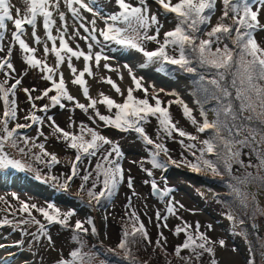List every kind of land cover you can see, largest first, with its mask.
Segmentation results:
<instances>
[{
  "label": "snow or ice",
  "instance_id": "obj_1",
  "mask_svg": "<svg viewBox=\"0 0 264 264\" xmlns=\"http://www.w3.org/2000/svg\"><path fill=\"white\" fill-rule=\"evenodd\" d=\"M163 14H174L177 21L174 30L163 33V39H160L163 25L158 14H153L149 0H137L133 4L131 0H115L118 11L110 13L107 17L101 15L96 9L98 0H23L28 6V11L24 15H20V9H17V17L12 14V5L10 0H0V72H3L5 79L0 81V102L3 104V117L0 118V174L8 171H32V168L23 159H16L5 151L7 142H11V146L18 148L21 157L32 155L37 161L51 167L58 163L55 154H50L45 150V143L35 144L36 138L27 135L23 136L25 145L31 144L42 150L41 155L30 153L26 148L19 147L17 140L20 139L18 130L31 128L33 125L42 126L47 120L50 126L54 127V131L62 136L67 147L76 151L75 162L71 165V173L64 182L59 183L56 176L50 179L63 190L67 191L69 182L72 178L79 176V163L85 158L91 160L95 158L97 163L94 169H90L84 174L82 179L81 190L86 192L89 197L88 207H92V201L97 205L103 201L111 202L117 195L119 187L125 182V171L122 166V158L124 153L118 143L114 142L98 130V127H90L83 122L79 124V133L70 132L59 128L55 125L54 118L47 115L50 107L59 106L66 107L65 102L74 104L75 109H80L88 114L89 120L94 125L102 122L106 128H114L121 132H134L137 137L145 144L153 146L150 158L145 162L150 163V169H142L145 171L148 180L146 185L150 184L154 196H158L161 201L165 202V211L161 213L156 211L157 221H163L162 228L168 227V220L172 217L179 218L182 223L176 225L173 229L174 234L179 236L185 234L186 238L182 246H177V254L182 250H191V255L187 258V264H191L193 258H199L203 254H213L215 244L221 246L225 244L222 239L218 242L211 241L207 235L208 231H212V225L206 226V231H200L199 222L195 224V232L192 231L193 225L187 221H183L179 217V205L172 193L175 191L171 187H160L159 182L155 179V170H165L169 163L177 162L169 159H162V156L168 154L166 145L162 142H155L146 132L145 125L155 118L158 122V135L164 134L167 138L178 135L181 138H187L193 143L187 145L188 150L194 157L193 161H186L189 167L194 171H201L202 168L208 167L212 161L208 159L209 154L217 155L215 148V138L211 136L204 141V147L197 149L196 135H192L185 130L179 128L174 122L170 113L169 106H162L164 102L159 98V92L152 97L154 104L148 98V88L144 87L142 78L136 76L131 66L125 65L132 81L125 91L114 81L111 76H100L99 81L110 86L111 90L123 97V102L112 98L110 95L100 92L98 98L90 95V87L86 80L87 77H94L95 72L101 67L109 72H118L119 79L123 80V72L113 67L108 61L111 59L105 49L109 51L134 50L140 53L145 62L140 65L146 68L151 64H159L156 69L158 72H168V66H176L178 71L185 74H195L199 78L194 81L198 85L197 93H202L203 101L197 99L195 102L200 107L202 123L199 122L193 109H191L182 99L177 103L183 104V115L190 123L197 127L198 132L203 134L206 130H214V126L207 119V112L204 111L203 103L209 99L215 98L220 100L218 92H223V97H230L231 93L227 89L220 88V82L224 79L226 73L230 71L233 65L237 66V70L233 73L232 87L236 89V98L240 101L241 111L245 110L249 105L246 103L248 97L244 94L246 91L256 89L257 95L264 96V89L257 88V82L264 80V46L255 38L257 31H264V23L260 20V11H264V0H256L260 6V11L254 10V5L250 0H219L222 3V16L218 22L212 26V15L217 10L218 0H152ZM63 6V7H62ZM71 16L72 23L69 24L68 16ZM87 14H91L89 19ZM38 18H42V27L45 35L42 37L38 34ZM57 21L60 23L58 24ZM98 21H103L104 27H100ZM8 22L14 24L12 31V40L7 47L5 46V38L8 31ZM123 25V26H120ZM27 27H31V36L35 45L42 46L45 59L37 57V47L30 46L27 42ZM202 26L203 30H202ZM210 27V30L207 28ZM71 28V31L69 29ZM83 29V35L81 34ZM55 30V31H54ZM234 33V35H233ZM206 36V38H203ZM83 40L86 44L82 48L76 43L75 48L71 46V42ZM222 40H229L238 50L233 51L228 44L220 47ZM154 43L155 49L149 50L147 44ZM49 44L51 47H49ZM116 45L111 48L110 45ZM18 45L23 53V59L26 66L34 70H39L44 81L50 82V87L45 88L41 95L33 96L35 89L23 88L20 73L16 72L12 63V52L14 46ZM213 45H216L213 50ZM54 54V63H49L47 57ZM178 53V56L176 55ZM73 60L79 62L83 60V68H78ZM104 62L101 64V62ZM67 67L70 72L72 85L79 86L82 89L83 96L88 103H81L76 97L70 94L66 85V79L62 66ZM205 69L216 70L213 75L217 78L210 80L205 79ZM175 74V73H173ZM11 82L10 81H13ZM211 86V87H210ZM22 90L27 94L30 108L28 115L24 118L30 123L23 124L16 122L18 120V100L17 90ZM142 91L144 98H139L135 92ZM163 91V90H160ZM55 93L49 95L50 93ZM195 95V93H194ZM48 98L50 104H45L38 108L36 101ZM264 103V100H262ZM104 106L108 114H103L99 106ZM221 108L225 115H231L235 119V112L231 102L214 108L217 113L215 127L220 126ZM38 112L43 115L37 114ZM14 127H9L11 123ZM90 137L86 139L85 136ZM40 136L43 132L40 131ZM218 136V133L216 134ZM183 143V139L180 141ZM44 157H49L45 160ZM209 170H212L209 168ZM37 179L40 176L37 175ZM91 183V187L87 185ZM127 186L132 190L134 195V179L127 177ZM97 188L100 190L97 191ZM83 202V201H82ZM9 207H12L9 205ZM24 214L25 218L20 219V223L27 225L29 223L36 224L39 232H44L46 225L36 219L33 213L42 215L44 220L51 224L56 223L68 227L70 218L76 213L75 211L62 212L61 209L54 204H48L46 207H40L27 202H19L17 209ZM128 217L134 227L133 234L138 233L140 238L151 242L150 233L147 231L146 225L143 223L138 212L131 204L129 198ZM15 215V213H11ZM227 219L234 223L233 218L226 216ZM88 225L86 227L83 221H76L74 229L77 234L73 235L72 240L75 241L80 248L83 247L84 241L81 234L87 235L89 232L97 234L95 222L91 218H87ZM10 223L5 219L4 224ZM3 226V225H0ZM71 230V229H70ZM235 234V233H234ZM36 235L33 236L35 241ZM130 233L127 230L122 231L123 242L128 241ZM158 240L156 243L166 242L163 232H158ZM49 239L50 236H43L41 239ZM71 260L63 259L57 264H85L83 254L80 250L71 252ZM91 257H89V264ZM211 264H217L215 259ZM254 264V261L250 262Z\"/></svg>",
  "mask_w": 264,
  "mask_h": 264
},
{
  "label": "rangeland",
  "instance_id": "obj_2",
  "mask_svg": "<svg viewBox=\"0 0 264 264\" xmlns=\"http://www.w3.org/2000/svg\"><path fill=\"white\" fill-rule=\"evenodd\" d=\"M254 10L260 11V6L256 0H252ZM136 4L137 0H131ZM178 2V0H173ZM12 5V14L14 18L17 17V9H20V15H24L28 11V6L23 3V0H10ZM151 4V11L153 14H158L159 19L163 25L160 39H163L162 32L174 30L177 21L174 14L165 16L158 8V6L149 0ZM63 7V6H62ZM101 15L107 17L110 13H115L119 9L116 6L115 0H98L95 6ZM222 3H217V10L212 15L211 25L214 26L219 18L222 16ZM91 19V14H87ZM260 20L264 23V11H260ZM69 24L72 23L71 16H68ZM59 24L60 22L57 21ZM100 27H104L103 21H98ZM123 26V25H120ZM202 26V30H203ZM27 42L30 46L37 47V57L45 59L42 46H37L31 36L32 29L27 27ZM166 30V31H165ZM210 30V27L207 28ZM12 31H14V24L8 22V31L5 38V46L12 40ZM38 34L44 36V29L42 27V18H38ZM55 31V30H54ZM71 31V28L69 29ZM83 35V29H81ZM234 35V33H233ZM259 43L264 46V31H257L254 34ZM203 38H206L204 36ZM76 43H79L82 48L86 50V44L83 40L71 42V46L75 48ZM228 44L234 52L238 51L229 40H222L220 47ZM156 45L154 43L147 44L150 50ZM49 47L51 45L49 44ZM111 48H116V45H110ZM216 45H213V50ZM111 59L108 61L113 67L120 69L123 72V80L119 79L118 72H109L103 67L95 72L94 77H87L86 80L90 87V95L93 98H98L100 92L110 95L112 98L123 102V97L118 96L114 90L106 83L99 81V77L111 76L116 81L122 90L125 91L129 86H132V81L125 65L131 66L136 76L142 78L144 87L148 88V98L154 104V97L159 92V98L164 102L162 106H169L170 113L177 126L186 132L196 135L197 140L194 142L197 149L204 147V141L208 139L204 134L198 132L197 127L193 126L190 121L183 115V104L177 103V100L182 99L187 105L193 109L196 119L202 123L200 109L194 101L193 85L194 81L188 78V81L179 74L169 76L158 72L157 64H151L146 68H141L140 65L145 62L144 57L134 50H119L109 51L105 49ZM178 54V53H176ZM3 53H0L2 56ZM12 63L17 73H20L19 78L22 79L23 88L35 89L33 96L41 95L42 91L50 87V82L42 79V74L39 70L31 69L26 66L23 53L18 45L14 46L12 52ZM47 61L54 63V54H49ZM142 62V63H140ZM73 63L80 69L83 68V60ZM104 62L102 61L101 64ZM237 70V66L233 65L232 69L228 71L224 79L220 82V88L227 89L232 87L233 73ZM64 72L66 85L74 97L81 103H88L87 99L82 94V89L79 86L70 83L71 76L66 65L62 66ZM205 79L210 80L217 78L213 75L216 70L205 69ZM165 75V76H164ZM166 76L171 78H166ZM199 78V77H198ZM198 78L196 80H198ZM5 79L3 72H0V81ZM195 80V81H196ZM14 82L13 81H10ZM224 82V83H222ZM257 88L264 89V80L257 82ZM163 90V91H160ZM55 94L50 93L49 95ZM221 95V92L217 93ZM247 97V104L249 105L243 110V121H240L237 116L235 119L231 116L232 124L240 134L234 142L236 145L232 148V154L235 153V160L231 161L229 165L227 157L221 153L216 152L217 155L209 154L208 159L212 164L204 167L199 171L206 176H221L224 177L223 182L230 187H236L235 197L239 199L240 203L236 201L231 204V200L224 201L218 194L222 193L223 189L210 183L203 176L199 175L197 171L192 170L186 161H193L194 157L188 150L187 145L193 141L187 138H181L174 135L172 138H167L164 134L158 135V122L152 118L149 123L145 125L147 134L155 141L162 142L168 149V154L162 156V159H170L176 161V164L169 163L168 167L161 171L155 170V179L159 182L160 187H171L175 191L172 193L174 200L183 207L179 209V217L183 221H187L193 225L192 231L195 232V224L199 222L202 226L200 231H206L207 225H212V231H208L207 235L211 241L218 242L225 241L221 246L219 243L215 244V251L213 254H203L199 258H193L191 264H211L215 259L217 264H264V96L257 95L256 89L246 91L244 93ZM139 98H144L142 91L135 92ZM18 100V120L16 122L27 124L30 123L24 117L28 115L30 104L28 102L27 94L19 88L17 90ZM66 107L59 106L50 107L47 115L54 118L56 126L59 128L79 133V124L83 122L90 127H98V130L121 147L124 157L122 158V166L125 171V182L119 187L117 195L111 202L103 201L102 204L97 205L92 201V207H88L89 197L86 192L81 190V177L90 169H94L97 163L95 158L91 160L85 158L79 163V176L74 177L69 182L67 191L58 188L50 179L51 176H56L58 182H64L65 178L71 173V165L75 162L76 151L67 147L66 142L62 136L54 131V127L50 126L47 120L42 126L33 125L28 129L18 130L20 139L17 140L19 147L26 148L30 153L41 155L42 150L39 147H34L31 144L25 145L23 143V136L27 135L36 138L35 144L45 143V150L50 154H55L58 158V163L51 167L44 163L37 161L32 155L21 157L18 148L11 146V142L5 145V151L16 159H23L32 168V171H8L2 175H11V178L2 179L0 177V264H57L63 259L71 260V252L80 250L83 254L85 264H89V257H91L90 264H187L185 258L191 255V250H182L178 254L176 252L177 246H182L186 236L174 234V227L182 221L177 217H172L168 220V227L162 228L163 221H157L156 211L161 213L165 211V202L161 201L158 196H154L149 185L144 183L149 177L146 176L142 169H150L152 165L145 162L150 158L151 149L153 146L145 145L134 132H121L114 128H106L102 122L98 125L92 124L89 120L88 114L80 109H75L74 104L65 102ZM37 107L40 108L45 104H50L48 98L36 101ZM103 114H108L104 106H99ZM3 104L0 102V118L3 117ZM37 114L43 115L38 112ZM217 120V113L210 117L209 121H213V126ZM220 120V118H219ZM11 123L9 127H14ZM222 126V125H220ZM2 128V124H0ZM223 129H218V133L225 138ZM246 130V131H245ZM40 131L43 136H40ZM229 134L226 135L228 137ZM86 139L90 137L85 136ZM222 141L225 143V139ZM183 139V143L180 141ZM226 144V143H225ZM243 148L240 154L241 160H238V152ZM45 160L49 157H44ZM241 161L243 167L241 169L236 166L234 162ZM211 168L212 170H209ZM243 168L249 169L242 170ZM242 170V171H241ZM248 172L256 173L258 175L246 176ZM40 176L41 183L33 181L29 176ZM13 174H18L14 176ZM131 176L134 179V195L132 190L127 186V177ZM236 177H241V180ZM252 180L249 188L245 185V180ZM91 187V183L87 185ZM100 189L97 188V191ZM245 198H244V197ZM131 197V204L140 215L143 223L150 233L151 242L140 238L139 234H133V223L127 219L129 198ZM83 201V202H82ZM19 202H27L35 204L40 207H46L48 204H54L62 210V212L75 211V215L70 218V224L65 227L56 223H47L42 215L33 213L36 219L46 225L44 232L36 235L39 232V227L36 224L29 223L23 225L20 223L21 218H27L24 214L17 211ZM11 205L12 207H9ZM11 213H15L12 215ZM230 216L233 218L235 224L226 218ZM87 218H91L95 222L97 234L89 232L87 235L81 234L84 241L82 248L72 240L73 235L77 234L74 229L76 221H83L86 227L88 225ZM10 221L7 225L4 220ZM71 229V230H70ZM127 230L130 235L126 242H123L122 231ZM162 231L163 236L166 237V242L161 244L156 243L158 232ZM235 233V234H234ZM36 235L35 241L33 236ZM43 236H50V240ZM116 260V261H114ZM127 262V263H126Z\"/></svg>",
  "mask_w": 264,
  "mask_h": 264
},
{
  "label": "trees",
  "instance_id": "obj_3",
  "mask_svg": "<svg viewBox=\"0 0 264 264\" xmlns=\"http://www.w3.org/2000/svg\"><path fill=\"white\" fill-rule=\"evenodd\" d=\"M250 3L253 4V1L250 0ZM176 55L178 56V54H176ZM168 68H169L168 73H170V74L172 72L173 73L174 72H180L183 75H185L187 78H189L191 81H195L198 78V76L195 75V74H185L182 71H178L176 69V66H170L169 65ZM222 83H224V82H222ZM197 88H198V85L194 83L193 90H192L193 94L195 93V95H194V99L195 100L194 101H196L197 99H200L201 101H203L204 96H203L202 93H197L196 92ZM222 89H226V88L223 87ZM227 90L229 91V93H231L230 97H223V92L221 91V95L217 94L221 98L220 100L212 98V99H209L206 103H203L204 111L207 112L208 121L210 120V117L214 116V112H215V111H213L214 108H218L221 105H226L229 102H231V104L233 106V109H234V112H235V116H237L240 121L244 120L245 117L243 116V111H241V109H240V101L236 98V91L234 89H231V88H228V87H227ZM198 109H200L199 106H198ZM200 114H201V111H200ZM219 118H220V125H222V126H219L218 128H216L215 125H214V130H206L203 133L204 134L203 137L206 136L207 138H210L211 136H213L215 138V144H216L215 151L218 152V153L219 152L223 153L227 157V161H228V163L230 165L231 161L235 160V153L232 154V148L236 145L234 143L236 141V139L237 138L239 139V137H240V134L238 133V131H241V129H239L237 131V129L235 128L236 126H234L232 124L233 122L231 121V115H225L222 108H221V112H220ZM209 122L212 123L213 121H209ZM219 128H220V131H221V128L223 129L222 131H224V133H225V138L222 137V135L217 132ZM217 133H218V136L216 135ZM227 134H229L228 137H226ZM222 138L225 139V141H226L225 143L226 144L222 141ZM242 151H243V148H241L240 151H237L238 152V154H237V156H238L237 159L238 160H241L240 154H241ZM241 161L234 162V164L236 166H239L240 169H241V167L244 166ZM242 170L249 171V169H247V168H243ZM198 173H199V175L203 176L210 183H213L214 185H216V186L220 187L221 189H223L222 193H218V194L224 199V201L231 200L232 201L231 204H233L235 201L237 203H240L239 199H237V198L233 199V197H235L237 195L236 194V187H234V186L230 187L229 185L224 183L223 182V180H224L223 178L224 177H221V176H217V177L216 176L215 177L214 176H206V175H202V173H200V172H198ZM258 174H259L258 172H256V173L248 172L245 175L246 176H252V175H258ZM13 175L16 176L17 174L16 175L13 174ZM5 177L10 179L11 175H9V176L6 175ZM236 178L241 180V177H236ZM252 184L255 185V182H252V180H247V179L245 180V185L247 186V188H249ZM234 194H236V195L234 196ZM114 261H116V260H114Z\"/></svg>",
  "mask_w": 264,
  "mask_h": 264
}]
</instances>
